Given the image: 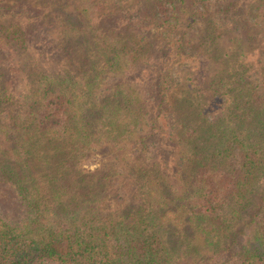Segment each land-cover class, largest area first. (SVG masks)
Instances as JSON below:
<instances>
[{
    "label": "trees",
    "instance_id": "16d2710c",
    "mask_svg": "<svg viewBox=\"0 0 264 264\" xmlns=\"http://www.w3.org/2000/svg\"><path fill=\"white\" fill-rule=\"evenodd\" d=\"M0 264H264V0H0Z\"/></svg>",
    "mask_w": 264,
    "mask_h": 264
}]
</instances>
